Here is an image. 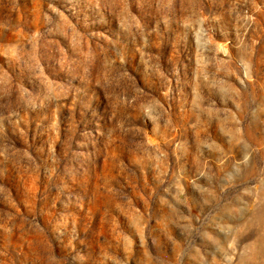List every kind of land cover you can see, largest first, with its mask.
Wrapping results in <instances>:
<instances>
[{"label":"rangeland","instance_id":"obj_1","mask_svg":"<svg viewBox=\"0 0 264 264\" xmlns=\"http://www.w3.org/2000/svg\"><path fill=\"white\" fill-rule=\"evenodd\" d=\"M0 264H264V0H0Z\"/></svg>","mask_w":264,"mask_h":264}]
</instances>
